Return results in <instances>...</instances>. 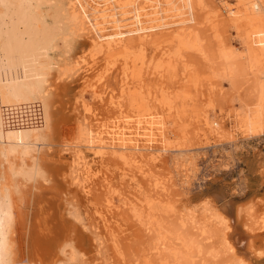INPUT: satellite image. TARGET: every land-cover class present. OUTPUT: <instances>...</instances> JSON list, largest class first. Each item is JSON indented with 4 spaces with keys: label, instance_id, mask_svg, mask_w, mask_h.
<instances>
[{
    "label": "rangeland",
    "instance_id": "1",
    "mask_svg": "<svg viewBox=\"0 0 264 264\" xmlns=\"http://www.w3.org/2000/svg\"><path fill=\"white\" fill-rule=\"evenodd\" d=\"M58 1L50 0V15ZM62 1L65 25L47 70V140L16 159L18 169L39 158L57 173L63 242L70 244L60 264H240L226 253L217 211L263 250L264 51L254 41L264 36V24L230 21L241 0H195L194 9L174 0V15L162 22L168 28L155 27L144 41L130 35V50L108 57L94 46L101 32L93 27L95 8L105 10L103 32L114 29L112 21L127 31L138 27L134 16L144 0ZM156 1L165 17L166 1ZM123 2L133 4L123 9ZM71 5L85 7V29L71 24ZM122 120L140 145L154 140L157 159H102L90 150L99 128ZM79 156L92 165V179H85ZM18 179L22 192L47 185L42 176ZM251 261L263 264L264 255Z\"/></svg>",
    "mask_w": 264,
    "mask_h": 264
},
{
    "label": "bare ground",
    "instance_id": "2",
    "mask_svg": "<svg viewBox=\"0 0 264 264\" xmlns=\"http://www.w3.org/2000/svg\"><path fill=\"white\" fill-rule=\"evenodd\" d=\"M165 1L167 4L165 12L167 14L165 17H160L159 8L157 11L154 9L158 6L155 7L153 4L157 1L144 0L140 7L136 9V14L134 13V18L139 23L138 27L127 31L119 30L118 21H112L114 29L111 32H103L102 25L105 23L106 18L103 12L105 10L95 8L98 16L95 17L96 22L93 23V27L101 32L94 40V42L96 41L94 46L97 47L100 44L108 57L122 55L126 50H130L128 44H126L130 35H137L140 41H144L152 35L151 32L154 29L156 31L158 26H161L159 30L168 28V25L162 24V22L168 18L170 19L172 14L174 15L172 6L174 7L175 1ZM184 2L186 6H190L192 9L198 3L195 4V0H184ZM127 3L123 2L119 7L125 9L128 7ZM50 5V0H0V264H17L18 262H22V264H60L59 258L67 253V247L70 246L68 242H63L64 226L60 212L61 189L52 180V177L54 178L57 173L51 170L46 163L41 162L39 158V161L34 164L33 161L27 163L28 166H31V169H18L16 165V159L20 153L40 145L39 142H46L47 140L43 130L48 122L49 113L47 70L51 61L50 52L57 47L56 44L60 40L63 25H65L62 15L63 1H58L52 15L49 14ZM198 5L200 4L198 3ZM241 5L238 11L230 10L228 17L232 23L239 26L242 22H247L252 27H259L264 24V4L261 0H241ZM151 7L154 10L151 11L149 9ZM180 8V6H176V10H181ZM70 10L69 19L71 24L79 29H85V20L88 18L85 7L81 5V10L78 11L71 5ZM50 17H52L53 22H50ZM172 19L173 17H171V21ZM182 20L184 22L187 19ZM182 41L184 40L182 39ZM185 41L187 42V40ZM186 42L181 43H185L186 46ZM254 42L261 48V51H264V36L257 38ZM181 43L180 46L182 47L184 44L181 45ZM64 70L67 73L68 70L66 68ZM60 71L62 72L63 69ZM122 83L124 84V81ZM124 87L126 86L124 85ZM112 98L110 99L111 103L117 104L116 99L113 101ZM123 104H117V107L124 106ZM119 108L121 109V107ZM129 124L128 121L122 120L112 128L101 131L99 128V131L90 138V150L102 159L108 154L117 153L123 159H127V156L131 154L136 159H145V161L148 158L151 160L157 159L158 156L154 157L157 150L153 148L154 140L148 138V144L140 145L138 139L130 134L134 127ZM207 124L210 127L212 123L207 121ZM159 130L162 138L167 141L169 138L165 129L160 127ZM87 131L88 129L86 130L88 134L89 131ZM87 134L85 135L89 138L88 135L91 134ZM163 149L164 151L168 150L165 146ZM79 157L83 160L82 166L86 175L85 179H92L95 172L92 165L85 161L83 156ZM18 176L25 180L42 176L47 185H40L37 182L32 186L34 191L22 192ZM82 180L84 181V179ZM167 186L166 189H169ZM202 210L206 209L203 208ZM215 214L219 215V223L223 226L222 237L227 246L226 253L228 251L240 264H253L251 261L252 255H258L259 257L264 255V249L260 250L255 247V242H253L250 235L235 234L232 219L226 218L227 216L222 217L218 211ZM106 222L108 223L107 220Z\"/></svg>",
    "mask_w": 264,
    "mask_h": 264
}]
</instances>
